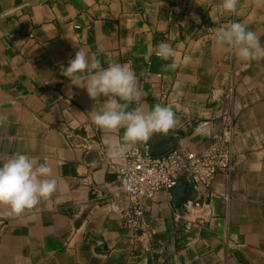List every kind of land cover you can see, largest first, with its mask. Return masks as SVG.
Returning <instances> with one entry per match:
<instances>
[{"label": "crops", "instance_id": "1", "mask_svg": "<svg viewBox=\"0 0 264 264\" xmlns=\"http://www.w3.org/2000/svg\"><path fill=\"white\" fill-rule=\"evenodd\" d=\"M221 5L0 0V161L26 154L46 161L56 180L31 210L0 205V264H264V56L241 61L214 40L236 21L264 46V3L238 0L236 14ZM161 42L174 50L167 60L156 55ZM79 48L104 67L130 64L145 103L129 110L172 107L174 147L202 149L231 114L233 169L195 191L188 217L171 191L159 190L145 201L141 228L120 222L128 201L115 173L120 159L107 146L124 129L95 126L102 105L63 75Z\"/></svg>", "mask_w": 264, "mask_h": 264}, {"label": "clouds", "instance_id": "2", "mask_svg": "<svg viewBox=\"0 0 264 264\" xmlns=\"http://www.w3.org/2000/svg\"><path fill=\"white\" fill-rule=\"evenodd\" d=\"M237 4L238 0H222L221 7L225 13L236 14ZM214 40L217 46L227 47L241 61L264 56V46L256 33L241 22L233 21L217 28ZM173 52L169 44L161 42L156 55L167 60ZM63 75L102 105L92 116L95 126L110 132L124 129L122 140L107 146V155L112 159L126 156L133 146L149 142L156 134L168 135L179 122L172 107L166 105L156 104L148 111L141 107L129 110L130 104L142 105L145 101L136 73L127 62L111 61L104 67L95 53L89 57L79 48L63 69ZM100 97L105 98L103 102L99 101ZM55 190L56 180L46 161L38 162L23 153H14L0 161V205L8 207L11 213L18 215L33 209Z\"/></svg>", "mask_w": 264, "mask_h": 264}, {"label": "built area", "instance_id": "3", "mask_svg": "<svg viewBox=\"0 0 264 264\" xmlns=\"http://www.w3.org/2000/svg\"><path fill=\"white\" fill-rule=\"evenodd\" d=\"M232 135L229 114L223 129L213 133L209 143L198 151L180 146L159 157H151L148 146L145 149L133 146L114 165L128 201V206L119 215L120 222L130 229L141 228L145 201L154 198L159 190L170 191L187 174H191L194 191L207 187L218 174L228 176L233 169ZM84 148L91 151L92 145L85 144ZM194 204L199 205L198 202Z\"/></svg>", "mask_w": 264, "mask_h": 264}, {"label": "water", "instance_id": "4", "mask_svg": "<svg viewBox=\"0 0 264 264\" xmlns=\"http://www.w3.org/2000/svg\"><path fill=\"white\" fill-rule=\"evenodd\" d=\"M176 134L170 132L166 136L157 134L149 145V154L151 157H159L168 151L174 149L173 137ZM88 156L94 161H98L99 154L97 151H89ZM174 194V204L178 208L184 207V211L181 214L183 217H188L191 203L194 201L196 193L193 190V181L191 174H187V183L179 181L170 190Z\"/></svg>", "mask_w": 264, "mask_h": 264}]
</instances>
